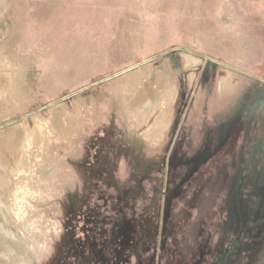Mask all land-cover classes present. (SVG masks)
<instances>
[{
  "label": "rangeland",
  "instance_id": "374dc122",
  "mask_svg": "<svg viewBox=\"0 0 264 264\" xmlns=\"http://www.w3.org/2000/svg\"><path fill=\"white\" fill-rule=\"evenodd\" d=\"M0 228V264H264V0H0Z\"/></svg>",
  "mask_w": 264,
  "mask_h": 264
},
{
  "label": "flooded vegetation",
  "instance_id": "af4514ba",
  "mask_svg": "<svg viewBox=\"0 0 264 264\" xmlns=\"http://www.w3.org/2000/svg\"><path fill=\"white\" fill-rule=\"evenodd\" d=\"M184 57H185V56H184ZM186 60L193 62V58H192V57H188ZM195 61H196V60H195ZM228 75H229V74H228ZM229 76H230V75H229ZM227 77H228V76H227ZM217 87H218V91H219V92H221L220 89L223 90L222 92H224L225 90L228 89V87H227V88H223L222 85L219 84V80L217 81ZM163 116L167 117V123H166V125L162 124L161 121H159ZM145 117H146V116L143 115V117L141 118V120H143ZM168 121H169V112H168V111H163L161 114H158V115L154 118V120H153V122H152V124L150 125V127H149L148 130H149V131H150V130L152 131V130H153L154 128H156V127L160 128V129H165V127L168 125ZM12 175H13V174H12ZM0 231H2L1 228H0ZM26 244H27V247H28L29 249L35 251V244H37L36 242H30V241H27Z\"/></svg>",
  "mask_w": 264,
  "mask_h": 264
},
{
  "label": "bare ground",
  "instance_id": "6f19581e",
  "mask_svg": "<svg viewBox=\"0 0 264 264\" xmlns=\"http://www.w3.org/2000/svg\"><path fill=\"white\" fill-rule=\"evenodd\" d=\"M127 84V83H126ZM126 89V88H125ZM126 93V92H125ZM159 121H161V123L162 124H164V125H166V123H167V117H165V116H163ZM23 135V134H22ZM30 136V135H29ZM28 136V137H29ZM30 138V137H29ZM10 141V140H9ZM21 150V149H20ZM15 164V163H14ZM11 171V170H10ZM7 172V171H6ZM13 173V172H12ZM12 173H10L11 174V176H12ZM11 176H10V178H11Z\"/></svg>",
  "mask_w": 264,
  "mask_h": 264
}]
</instances>
